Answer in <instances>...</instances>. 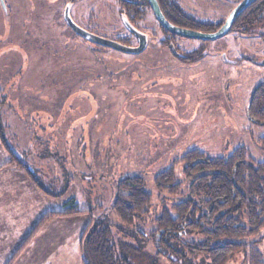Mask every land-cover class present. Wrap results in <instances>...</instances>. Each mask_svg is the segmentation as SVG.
<instances>
[{
	"label": "rangeland",
	"instance_id": "rangeland-1",
	"mask_svg": "<svg viewBox=\"0 0 264 264\" xmlns=\"http://www.w3.org/2000/svg\"><path fill=\"white\" fill-rule=\"evenodd\" d=\"M173 1L195 19L216 25L241 0ZM66 6L86 32L138 44L125 26L120 0H0V264H49L47 257L58 250L61 256L50 264H66L65 258L73 264L71 251H78L73 242L56 241L59 233L49 229L12 259L42 214L55 210L46 209L29 225L33 211L16 208L14 223L9 211L13 187L43 191L14 155L35 168L55 206L72 196L79 208L89 210L81 214L85 224H111L116 244L138 250L125 254L131 264H172L134 233L153 229L162 207L180 198L156 190V174L192 149L217 157L241 146L254 160L264 161L257 143L264 124L247 116L250 95L264 81V8L246 32L240 26L215 40L167 35L151 8H145L134 29L146 35L147 43L141 52L128 53L75 33L65 20ZM168 36L174 51L164 44ZM180 164L175 165L179 180ZM13 169L21 185L12 184ZM132 175L144 178L152 198L135 225L127 226L114 216L111 204L119 182ZM50 243L61 248L50 249ZM258 246L264 259V244ZM227 264L247 263L236 252Z\"/></svg>",
	"mask_w": 264,
	"mask_h": 264
},
{
	"label": "trees",
	"instance_id": "trees-1",
	"mask_svg": "<svg viewBox=\"0 0 264 264\" xmlns=\"http://www.w3.org/2000/svg\"><path fill=\"white\" fill-rule=\"evenodd\" d=\"M120 1L123 5L122 18L133 28L143 18L145 8H150L147 0ZM157 1L165 18L177 26L213 32L222 25L195 19L173 0ZM263 8L264 0H257L238 16L230 31L243 26L242 30L246 32L249 25L260 19L258 15ZM160 28L168 35L161 25ZM167 38L170 37L165 38L164 44L174 51ZM115 42L123 46H128L129 43L123 38ZM2 97L0 93V103L3 101ZM247 116L255 124H264V81L257 84L250 95ZM0 131L4 139L1 123ZM257 143L264 150V136ZM9 150L14 155L10 148ZM14 159L37 186L51 194L26 163L15 155ZM178 163L182 166L180 180L175 171ZM153 185L160 192L180 196L169 208L162 207L154 220L153 229L147 233L134 231L135 235L142 237L141 241L147 240L154 245L157 256H164L172 264H227L233 254L241 252L247 264H264L262 251L258 246L264 244V161L254 160L241 146L227 156L217 157H208L203 152L192 149L171 167L156 174ZM151 198L141 175L128 176L117 185L111 211L120 222L132 226L145 213ZM88 211L79 208L77 201L70 197L64 201L61 209L44 212L12 259L51 220L81 215ZM111 228V224L104 221H90L86 225L79 245L83 264H131L125 254L138 250L128 243L116 244ZM251 237H256V240L249 241ZM120 246L124 254H117V247Z\"/></svg>",
	"mask_w": 264,
	"mask_h": 264
},
{
	"label": "crops",
	"instance_id": "crops-1",
	"mask_svg": "<svg viewBox=\"0 0 264 264\" xmlns=\"http://www.w3.org/2000/svg\"><path fill=\"white\" fill-rule=\"evenodd\" d=\"M30 169L34 171L35 168L30 166ZM10 172L12 175V184L21 185L22 181L20 180V175L16 172V170L13 169ZM0 174H2V176H3V171L0 170ZM0 180H1V176H0ZM22 186H24V188L21 190H18L19 188H21V186H19V188L14 186L13 187L14 190L11 191V195H13V203H12V207L9 206V211H13V214H11V217H12V220L14 221V223H16V219H15L16 213H14V210H17L16 208L26 206V207H28V209L30 211H33L32 212L33 214L31 213V215H29V219H28L29 221L27 220V222L30 225V224H32V222H35L39 218V216L41 215V213L43 211H45L46 209H55V210L61 209L59 207L58 208H55V207H57L60 204H61V206H63L64 201L67 200V199L63 200V201L59 202L57 206H55L53 202H56V199L55 198H48L47 196H45L47 194L44 191L39 192L34 187L27 186V185H22ZM41 193L44 195V197H42V198H41ZM69 197H72V196H69ZM46 198L49 200H47ZM73 198L75 199V197H73ZM36 200H39V202H36ZM37 203H39L38 205H40V206L42 204V207L39 208V210H37L38 208L35 209V207H36L35 204H37ZM25 211L27 212V210H25ZM84 219H85V216L80 215V216H69V217L58 218L52 222H49L47 225H45V228L43 230L39 231L37 233V235H35V237L31 240V242L29 243V245L26 248L27 249L31 248L32 246H30V245H33L34 243L36 244L39 241L41 234L43 232H45L46 230H49V229L50 230L52 229L53 231L57 230L56 233L57 234L59 233V236H57L56 241L63 239L64 241L63 240L59 241V243L62 245L65 244V246H66V243L73 242L74 248L78 246L77 252L71 251L72 253H74V256L70 257V260L72 261V263L73 264H78V263L83 264V259L81 258L82 256H81V253L79 251V244H80L81 234H82L84 228L86 227V225L88 224V223L87 224L84 223V222H86V219L85 220ZM60 244L54 248L52 246V243H50V249L57 250V248L58 249L61 248ZM26 248L23 251H25ZM50 249L47 250V248H46L45 253H47V252L49 253ZM23 251L20 253V255L23 253ZM19 256L17 258H19ZM60 256H61V251L58 250L55 252L54 256H51V254H50L47 257L46 262L50 264V262L55 261ZM65 261H66V264L67 263L71 264V262L68 261L67 258H65Z\"/></svg>",
	"mask_w": 264,
	"mask_h": 264
},
{
	"label": "water",
	"instance_id": "water-1",
	"mask_svg": "<svg viewBox=\"0 0 264 264\" xmlns=\"http://www.w3.org/2000/svg\"><path fill=\"white\" fill-rule=\"evenodd\" d=\"M149 3V6L158 21V23L168 32L180 37L189 38V39H200V40H215L218 38L223 37L226 35L231 27L233 26L235 20L238 18V16L247 9L251 4H253L256 0H241L228 14L227 18L223 22V24L215 31L213 32H203L199 30L189 29L185 27L177 26L170 21H168L165 16L163 15L160 6L158 4L157 0H147ZM69 6H66L64 10V16L67 24L69 27L78 35L84 36L87 39L94 41L98 44L111 47L123 52L128 53H139L141 52L147 43V38L145 34H139L138 36V44L137 46H123L120 44H117L115 41L102 38L99 36H96L92 33L86 32L82 28L76 25V23L73 22L69 15ZM125 23V22H124ZM125 25L128 27V29L134 33L137 34V30L134 29L132 26H128L127 23Z\"/></svg>",
	"mask_w": 264,
	"mask_h": 264
},
{
	"label": "flooded vegetation",
	"instance_id": "flooded-vegetation-1",
	"mask_svg": "<svg viewBox=\"0 0 264 264\" xmlns=\"http://www.w3.org/2000/svg\"><path fill=\"white\" fill-rule=\"evenodd\" d=\"M139 34H141L139 31H137V34L136 35L134 34L137 40H138Z\"/></svg>",
	"mask_w": 264,
	"mask_h": 264
}]
</instances>
